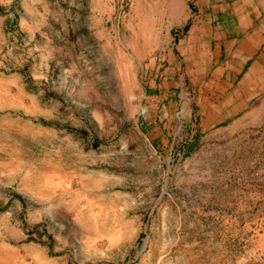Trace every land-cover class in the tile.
<instances>
[{"label":"rangeland","instance_id":"obj_1","mask_svg":"<svg viewBox=\"0 0 264 264\" xmlns=\"http://www.w3.org/2000/svg\"><path fill=\"white\" fill-rule=\"evenodd\" d=\"M164 7L0 0V264H264V114L202 133Z\"/></svg>","mask_w":264,"mask_h":264},{"label":"crops","instance_id":"obj_2","mask_svg":"<svg viewBox=\"0 0 264 264\" xmlns=\"http://www.w3.org/2000/svg\"><path fill=\"white\" fill-rule=\"evenodd\" d=\"M160 1L166 25L157 33L172 36L183 28L159 60L167 74L199 84L202 133L219 136L264 114V0H193V6L190 0ZM150 17L156 16L146 13ZM142 52L139 58L146 60L148 52ZM187 108L181 117L189 122Z\"/></svg>","mask_w":264,"mask_h":264}]
</instances>
